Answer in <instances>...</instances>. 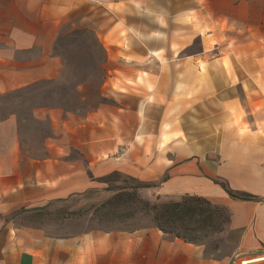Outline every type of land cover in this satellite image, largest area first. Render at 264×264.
Returning a JSON list of instances; mask_svg holds the SVG:
<instances>
[{"label":"crops","instance_id":"0c3cea01","mask_svg":"<svg viewBox=\"0 0 264 264\" xmlns=\"http://www.w3.org/2000/svg\"><path fill=\"white\" fill-rule=\"evenodd\" d=\"M121 2L126 1L0 0V94L59 76L63 62L55 45L72 11L92 4L107 8L111 21L96 30L108 72L101 90L105 101L81 115L38 110L36 117L47 118L52 128L43 156L24 158L17 116L0 113V211L27 196H71L123 171L156 195L225 197L230 224L241 231L239 247L264 250V201L231 200L212 181L241 180L246 184L235 189L264 194V174L254 178L237 168L239 162H264L262 141L234 151L223 144L226 163L212 158L217 109L226 101L225 95H212V66L221 58L212 59V53L227 54L236 70L264 67V0H129L124 13L116 9ZM139 72L146 75L141 82ZM237 78L248 81L243 74ZM117 80L130 81L118 90ZM198 83V92L188 95ZM23 165L29 174L22 173ZM9 237L0 225V264H212L194 243L153 229H95L59 240L39 235L30 242L32 251H18ZM245 258L261 264L264 253Z\"/></svg>","mask_w":264,"mask_h":264},{"label":"rangeland","instance_id":"374dc122","mask_svg":"<svg viewBox=\"0 0 264 264\" xmlns=\"http://www.w3.org/2000/svg\"><path fill=\"white\" fill-rule=\"evenodd\" d=\"M124 1L127 3L129 0ZM125 3L116 5V9L121 13L127 12L128 5ZM137 6L140 10V4ZM108 8L112 6L109 5ZM107 12V8H95L92 4H86L67 16L65 26L55 45L56 53L63 62L62 70L56 79L43 80L0 94L1 115L3 117L10 114L17 116L16 136L24 158L43 156V142L52 135L50 121L47 118L36 117L35 113L38 110L53 108L81 115L105 101L101 90L108 72L103 67L105 53L96 30H101L103 26L111 23ZM120 23L123 27L124 22ZM144 23L142 21V25ZM197 46L195 42L192 48L196 50ZM184 55H192V53L186 52ZM219 55L221 58L217 60L218 65L212 66V95H225L226 101L222 109H217L218 119L215 125L217 132H212V158L216 159L217 163H226L223 157L224 149L221 147L223 144L229 147L230 151H234L239 150L242 144L257 147L258 141L264 143V67L236 70L231 67L225 53L213 52L212 59ZM260 60L264 65V53ZM199 65L201 66L199 74L202 76L205 68L202 63ZM241 73L247 78V82L238 81L237 76H241ZM142 76L146 75L139 72V82ZM129 81L117 80L116 88L122 90V82L129 83ZM228 81L232 84H228ZM199 84L192 86L193 89L191 87V90L186 93L188 95L197 93ZM230 93L231 99L228 97ZM121 98L126 100L127 97ZM217 98L221 97L217 96ZM70 155L74 156V153ZM237 168L239 172L240 170L248 171L254 178L264 174V162L258 164L250 162L249 165H242L239 162ZM21 170L22 173H30L29 165H23ZM212 181L218 185L224 183L234 192L256 195L249 191L235 189L234 186L243 184L244 181L241 180L227 181L223 178H214ZM138 182L147 184L136 180L126 172L117 171L106 174L102 182H98V186L64 198L38 200L27 196L15 204L1 206L0 225L3 233L8 230L9 240L14 243L12 247L17 248L18 251H32L30 242L35 239V236L41 235L46 239L59 240L80 236L95 229L127 232L153 229L162 236L174 237L158 229L149 215L134 213L130 216H119L110 212L105 214V210H100V204L117 190L131 189L138 185ZM248 182L256 183L255 180ZM220 187L224 189L221 185ZM137 191L143 199L151 203L178 201L184 196L172 198L156 195L153 191L150 193L141 186ZM19 192L26 193V190ZM257 198L264 201V194L258 195ZM225 199L223 196H218L212 197L210 201L225 206L230 213L224 202ZM230 199L245 201L232 197ZM125 213L126 210L123 214ZM230 221L231 213L228 220L226 213L222 212L203 228H200L203 225L200 222L192 223L190 226L196 230L187 234L196 237L192 243L200 248L204 258L212 260V264H233L234 261V264H239L242 258L264 253L263 249L243 251L239 247L241 231L233 228ZM45 258H47L46 254Z\"/></svg>","mask_w":264,"mask_h":264},{"label":"trees","instance_id":"16d2710c","mask_svg":"<svg viewBox=\"0 0 264 264\" xmlns=\"http://www.w3.org/2000/svg\"><path fill=\"white\" fill-rule=\"evenodd\" d=\"M220 185L232 198L241 200L258 199L257 196L249 193L234 192L226 187L224 183ZM139 186L144 187L147 186V184H140L138 182V185L131 189L117 190L100 204V210H105V214L110 212L119 216H130L134 213L149 215L154 225L163 233L181 238L188 242H193L196 238L194 235L187 234L195 229L190 226L192 223L200 222L203 224L200 228H203L208 222H211L214 217L220 216L222 212H225L228 220H230V213L225 206L214 204L204 197L184 195L178 201L151 203L139 195L137 191ZM125 210L126 213L123 214Z\"/></svg>","mask_w":264,"mask_h":264},{"label":"bare ground","instance_id":"6f19581e","mask_svg":"<svg viewBox=\"0 0 264 264\" xmlns=\"http://www.w3.org/2000/svg\"><path fill=\"white\" fill-rule=\"evenodd\" d=\"M252 260H253V258H244V259L240 260V263H243V264H256L255 261H252Z\"/></svg>","mask_w":264,"mask_h":264}]
</instances>
